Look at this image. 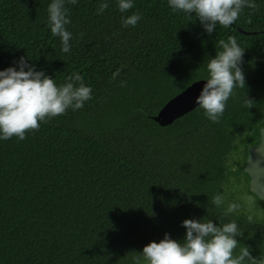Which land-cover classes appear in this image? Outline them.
I'll return each mask as SVG.
<instances>
[{"label":"trees","instance_id":"16d2710c","mask_svg":"<svg viewBox=\"0 0 264 264\" xmlns=\"http://www.w3.org/2000/svg\"><path fill=\"white\" fill-rule=\"evenodd\" d=\"M50 2L0 0V70L26 56L57 84L78 72L92 98L23 140H0V264H132L133 252L165 233L184 237L181 222L203 217L235 219L247 230L239 242L264 254V216L249 222L211 204L236 177L264 215L244 171L264 126V0L211 35L194 16L172 13L167 0H134L125 13L107 0L99 15L100 0L66 2L69 53L48 27ZM137 11L142 20L121 28V17ZM229 35L245 50L246 86L234 90L219 123L197 107L160 126L153 117L206 76L208 58Z\"/></svg>","mask_w":264,"mask_h":264},{"label":"clouds","instance_id":"9594fccd","mask_svg":"<svg viewBox=\"0 0 264 264\" xmlns=\"http://www.w3.org/2000/svg\"><path fill=\"white\" fill-rule=\"evenodd\" d=\"M66 2L76 4L77 0H51L47 6L48 27L52 36L59 38L63 53L70 52L73 37L66 28L71 22ZM167 5L172 13H183L190 20L194 16L207 35L215 32L218 25L225 28L233 25L245 8H257L255 0H167ZM108 7L107 0H100L97 14L104 13ZM133 7L134 0H118L121 13ZM141 20L142 13L132 12L121 17V28L135 27ZM218 46L215 56L208 58L204 83L195 98L197 107L213 123H219L234 90L246 86L241 68L245 50L236 37L229 35L226 40H219ZM119 74L120 68L112 74V79ZM91 93V86L84 83L78 72L71 73L63 84H57L45 71L36 70V65L29 63L26 56H20L0 70V140L13 136L23 140L26 131L38 129L41 122L63 115L69 109H82L91 100ZM250 102L244 97V103ZM211 204L222 209L224 216L236 213L241 207L237 201H228L225 207V196L219 191L211 197ZM247 220L252 222L253 217L249 215ZM213 221L204 217L184 219L180 224L185 229L183 241L165 233L159 242L151 241L139 253L133 252L132 264H141V260L143 264H264V254L253 256L251 247L239 242L244 231L235 219L225 223Z\"/></svg>","mask_w":264,"mask_h":264},{"label":"water","instance_id":"95a60500","mask_svg":"<svg viewBox=\"0 0 264 264\" xmlns=\"http://www.w3.org/2000/svg\"><path fill=\"white\" fill-rule=\"evenodd\" d=\"M2 58L0 56V64ZM204 81L197 80L182 92L171 98L154 116V120L162 127L172 125L176 120L197 108L195 98L199 94ZM245 172L250 178V190L264 200V127L261 129V142L250 149L245 165Z\"/></svg>","mask_w":264,"mask_h":264},{"label":"flooded vegetation","instance_id":"af4514ba","mask_svg":"<svg viewBox=\"0 0 264 264\" xmlns=\"http://www.w3.org/2000/svg\"><path fill=\"white\" fill-rule=\"evenodd\" d=\"M264 127V126H263ZM263 127H261L260 128V135H259V139H258V142L255 144V145H253V146H251L250 148H249V153H250V149L252 148V147H254V146H256V145H258L260 142H261V129L263 128ZM248 156H249V154H248ZM248 156H247V158H248ZM246 162H247V159H246ZM245 165H246V163H245ZM244 171H245V167H244ZM246 173V172H245ZM247 174V173H246ZM248 176V175H247ZM248 178H249V176H248ZM249 190H250V178H249ZM244 184V183H243ZM221 190L223 191V193H224V191H226L227 189L226 188H221ZM233 190V194L235 195V197L233 198V197H231L232 195H231V193L229 192V197H230V200L231 201H238L239 203H241V207H240V209L235 213V215L236 216H240V217H242V218H244L245 216L246 217H248L249 215H251L252 217H253V220H258V221H261L262 220V218H263V214H262V212L261 213H259V214H255L254 213V211L252 210V209H249V208H246L245 207V205L241 202V200L240 199H238V196L235 194V191H234V189H232ZM229 191H231V189L229 190ZM250 192H251V190H250ZM252 193V192H251ZM252 194H254V193H252ZM255 195V194H254ZM256 197H258L257 195H255ZM258 199H260L259 197H258ZM261 201H264V200H262V199H260ZM253 201L255 202V204L257 205V208L256 207H254L255 209H259L258 208V202L253 198ZM227 202H228V200H227V198L225 197V207H226V204H227ZM243 207V208H242ZM261 208V207H260ZM214 223H216V221H213ZM217 222H220V223H225V222H222L221 220H219V221H217ZM253 222V221H252ZM244 233H247V230L246 229H244ZM183 238L184 237H179V238H175L174 240H177V241H183ZM237 251H238V249H237ZM141 264H143V262L141 263Z\"/></svg>","mask_w":264,"mask_h":264},{"label":"rangeland","instance_id":"374dc122","mask_svg":"<svg viewBox=\"0 0 264 264\" xmlns=\"http://www.w3.org/2000/svg\"><path fill=\"white\" fill-rule=\"evenodd\" d=\"M240 157V156H239ZM241 160V157L240 159ZM238 159H236V162L238 163L239 162ZM245 180V177L244 176H241L240 180ZM231 183H232V187L231 188V191L229 190H226L224 191V196L227 198L228 201H231L230 200V195H229V192L231 193V195L234 193L232 189H234L235 191V194L238 196V199L241 200V202L245 205L246 208H249V209H252L254 211L255 214H259L262 212L260 206L258 205V208L259 209H255L254 207L257 208V205L255 204V202L253 201V197L251 195H249L247 189L245 186H243V184H241V182H239V180H237L236 177H233L231 179ZM226 184V183H225ZM222 188H226V186L223 185Z\"/></svg>","mask_w":264,"mask_h":264}]
</instances>
